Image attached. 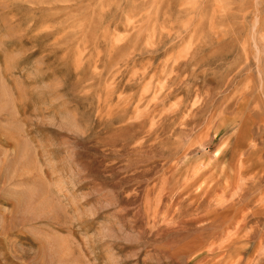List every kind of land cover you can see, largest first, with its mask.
Returning a JSON list of instances; mask_svg holds the SVG:
<instances>
[{"label": "rangeland", "instance_id": "1", "mask_svg": "<svg viewBox=\"0 0 264 264\" xmlns=\"http://www.w3.org/2000/svg\"><path fill=\"white\" fill-rule=\"evenodd\" d=\"M0 90V264H264V0H0Z\"/></svg>", "mask_w": 264, "mask_h": 264}, {"label": "bare ground", "instance_id": "2", "mask_svg": "<svg viewBox=\"0 0 264 264\" xmlns=\"http://www.w3.org/2000/svg\"><path fill=\"white\" fill-rule=\"evenodd\" d=\"M1 91V90H0ZM2 103V102H1ZM52 220V219H51ZM45 248V247H44Z\"/></svg>", "mask_w": 264, "mask_h": 264}]
</instances>
